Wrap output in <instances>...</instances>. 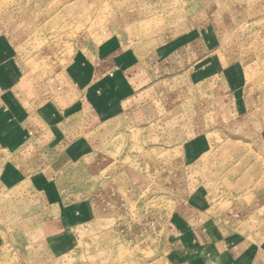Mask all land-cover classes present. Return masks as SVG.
Masks as SVG:
<instances>
[{
	"label": "rangeland",
	"instance_id": "rangeland-1",
	"mask_svg": "<svg viewBox=\"0 0 264 264\" xmlns=\"http://www.w3.org/2000/svg\"><path fill=\"white\" fill-rule=\"evenodd\" d=\"M2 94L0 264H264V0H0Z\"/></svg>",
	"mask_w": 264,
	"mask_h": 264
},
{
	"label": "crops",
	"instance_id": "crops-1",
	"mask_svg": "<svg viewBox=\"0 0 264 264\" xmlns=\"http://www.w3.org/2000/svg\"><path fill=\"white\" fill-rule=\"evenodd\" d=\"M0 101V140H4L9 135H14L21 128V121L16 114V106L14 103L10 105L9 102H5V96L1 95ZM10 109V110H8ZM10 111V112H9ZM11 113V114H9Z\"/></svg>",
	"mask_w": 264,
	"mask_h": 264
}]
</instances>
